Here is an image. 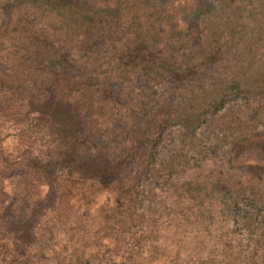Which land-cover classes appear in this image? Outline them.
Returning a JSON list of instances; mask_svg holds the SVG:
<instances>
[{"label": "rangeland", "instance_id": "1", "mask_svg": "<svg viewBox=\"0 0 264 264\" xmlns=\"http://www.w3.org/2000/svg\"><path fill=\"white\" fill-rule=\"evenodd\" d=\"M50 1L0 0V221L22 198L47 202V178L23 164L63 159L35 124L41 98L88 108V155H130L105 184L57 174L23 236L0 223V264H264V0ZM82 1L106 30L88 56L56 11ZM35 38L73 73L25 51Z\"/></svg>", "mask_w": 264, "mask_h": 264}, {"label": "trees", "instance_id": "2", "mask_svg": "<svg viewBox=\"0 0 264 264\" xmlns=\"http://www.w3.org/2000/svg\"><path fill=\"white\" fill-rule=\"evenodd\" d=\"M63 1L67 2L71 0H52L50 2L53 3L54 6H57L62 5L61 3ZM84 4L85 2L82 1L80 6L74 9V11H67V9L60 11L56 8L54 9H56L58 17L62 20L58 27L63 28L65 26L73 35L82 34V56H88L87 54L89 52L95 47L100 46L103 42L106 36V30L102 24V18L95 15V12L82 11ZM22 47L25 51L29 50L27 52L35 55V58L41 60L48 69L51 71L53 70L56 74L73 73L69 70L71 64L67 61L68 53L64 51L59 54V46H55L47 41L42 42V40L35 38L34 40L31 39L30 47L28 45H23ZM120 57L113 55V57H110L108 60L119 61L121 60ZM81 73H84V70H81L80 74ZM59 77L62 76L60 75ZM95 90L98 92V97L101 99L111 96L109 85L106 87L97 86ZM54 96L53 94L50 97H45V99L41 98L39 102L36 101L35 104H31L34 105L33 108H31V112L35 113V124H46L45 129L48 130L50 134L57 137L58 143H60L59 148L62 149V155L60 156L63 157V159L57 161L49 157L42 163H39L40 160L33 159L19 168V170L25 171L24 167H30L36 172L43 174L48 181L47 202L44 203V201H39L38 204L33 203L32 207H30L27 203L23 202L26 198H22L18 206L12 207L8 204L4 207V211L6 212L4 214L5 216L1 217V225L7 231L17 233L20 236H23L27 227L32 222L36 221L40 209L50 201L52 202L55 198L57 174L66 179L67 175L71 173L74 174L75 172L79 178H94L96 181L105 184L113 179L109 177L112 176L113 172L117 171L119 164H121V160L123 161L126 156L130 155L128 146L118 147L117 152L112 153V151H108L107 146L109 145H106V143L95 148L94 154L88 155L87 147L83 146L84 143L81 141L82 138L91 137L90 142L92 143L94 139L96 140L94 134L86 132L84 121L85 117H88L89 114L88 108L86 107L83 110L79 103H72L61 98H55ZM116 97L117 96H115V98ZM87 104H90V102ZM139 117H141V115ZM118 128H120L121 132L126 133L125 136L130 132L129 127L118 126ZM129 136L127 138L131 141L132 138L130 139ZM61 166H67V171L65 172L66 176L57 173V170H60ZM15 211H18V213Z\"/></svg>", "mask_w": 264, "mask_h": 264}]
</instances>
